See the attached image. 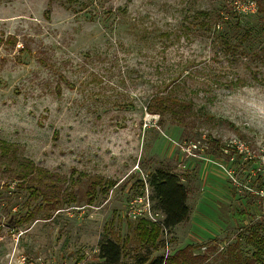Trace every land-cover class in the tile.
Masks as SVG:
<instances>
[{
	"label": "rangeland",
	"instance_id": "374dc122",
	"mask_svg": "<svg viewBox=\"0 0 264 264\" xmlns=\"http://www.w3.org/2000/svg\"><path fill=\"white\" fill-rule=\"evenodd\" d=\"M229 6L251 14L264 0H0V140L72 180L71 203L18 226L9 216L36 203L0 181V264H96L103 233L132 234L129 202L153 205L157 167L188 190L170 253L188 246L185 264L252 260L251 235L264 244V56L242 48L258 50L264 23L245 15L214 28ZM167 95L189 104L177 119L152 109ZM158 239L151 257L165 251ZM141 244H123V263Z\"/></svg>",
	"mask_w": 264,
	"mask_h": 264
},
{
	"label": "trees",
	"instance_id": "16d2710c",
	"mask_svg": "<svg viewBox=\"0 0 264 264\" xmlns=\"http://www.w3.org/2000/svg\"><path fill=\"white\" fill-rule=\"evenodd\" d=\"M223 9L219 16L220 22L215 20L213 22L214 28L220 27V24L226 23L229 27H232L231 19H237L239 23L240 18L245 15H257L264 23V10L257 8L254 13L242 14L236 11L230 12ZM205 15L207 12H202ZM261 14V16H260ZM263 18V19H262ZM237 23L235 25H237ZM201 25L210 29L208 23H201ZM264 26V25H263ZM261 29H254L256 34H262L264 36V27ZM217 28L215 31H217ZM236 34L235 36H237ZM222 36V35H221ZM220 36V37H221ZM248 36H253L251 27L246 28L242 33V39ZM261 36V35H260ZM260 38L258 47L254 49L252 46H243L242 51L254 52L256 56H264V38ZM258 39V35L255 41ZM9 42L14 45L16 43L15 36L8 37ZM229 39H224L226 48H230ZM233 48L235 46H232ZM238 47L236 46L234 50ZM187 104L185 101L179 100L175 96L167 95L156 97L152 109L163 113L170 112L174 119L184 110H187ZM151 109V108H150ZM177 115V116H176ZM177 119V118H176ZM3 182V186L9 188L13 185L20 191H24L27 194L24 204L26 207L35 202L32 208H26V211L22 214H11L9 220L12 225L18 226L26 222L35 221L38 218L50 219L52 217V211H57L64 208L66 205L72 202V190H70V184L72 180L63 175H59L54 172H50L45 168L36 165L32 160L24 157L19 153L18 145L0 140V181ZM148 186L150 188V199L153 201L152 208L162 214V223L170 232L176 225L186 220L189 216L190 208L187 204L188 190L182 183L181 178L175 172L164 168L157 167L148 174L147 179ZM92 196L87 200L90 202ZM44 210V216L39 217L38 214ZM137 224L132 229L130 236L123 237L122 243L115 237H111L108 234L103 233L97 243V256L99 260L96 264H125L123 263V244L131 243L134 240H139L141 246L144 247L143 252H137L133 256V262L131 264H185L188 258L187 247L177 249L169 253L165 258L163 254H157L151 257L153 250L157 248L155 243L159 241L158 236L161 233V227L145 218H139L136 220ZM252 242L255 245V251L252 253V260L246 264H253L254 260L261 261L262 252L264 251V244L259 234L251 235ZM155 242V243H154Z\"/></svg>",
	"mask_w": 264,
	"mask_h": 264
},
{
	"label": "built area",
	"instance_id": "2783aa9c",
	"mask_svg": "<svg viewBox=\"0 0 264 264\" xmlns=\"http://www.w3.org/2000/svg\"><path fill=\"white\" fill-rule=\"evenodd\" d=\"M252 5V4H250ZM237 11L241 13H247L248 10H243L237 8ZM127 216L131 220H137L139 218H145L150 220L151 222L157 223L161 227V235L165 246V251L163 253L164 258L170 253L169 251V238H168V229L162 223V214L155 211L152 208V205L149 202V199L142 200L140 197L134 199L133 201L129 202L127 208ZM61 264H66V262H62ZM73 264H81L80 262H76Z\"/></svg>",
	"mask_w": 264,
	"mask_h": 264
},
{
	"label": "crops",
	"instance_id": "0c3cea01",
	"mask_svg": "<svg viewBox=\"0 0 264 264\" xmlns=\"http://www.w3.org/2000/svg\"><path fill=\"white\" fill-rule=\"evenodd\" d=\"M182 222H183V221H182ZM182 222H181V223H182ZM178 225H179V224H178Z\"/></svg>",
	"mask_w": 264,
	"mask_h": 264
}]
</instances>
